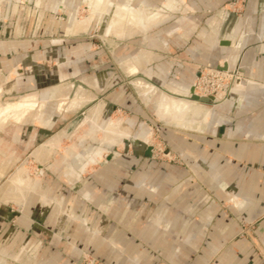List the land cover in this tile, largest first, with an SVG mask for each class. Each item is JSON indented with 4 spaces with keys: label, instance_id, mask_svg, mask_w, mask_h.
<instances>
[{
    "label": "rangeland",
    "instance_id": "374dc122",
    "mask_svg": "<svg viewBox=\"0 0 264 264\" xmlns=\"http://www.w3.org/2000/svg\"><path fill=\"white\" fill-rule=\"evenodd\" d=\"M1 1L7 4L0 8V107L21 98H32L36 101L37 110H32L25 123L10 122L0 129V264H35V258L36 261L45 258L33 248V242L40 239L34 238L32 232H27L22 240L16 239V232L21 231L22 225L40 224L50 228L57 218L66 215L73 225L80 224L84 219L82 201L88 199L86 193L79 199L77 197L81 192V181L94 178L99 169L110 161L134 157L136 149L149 153L148 159L154 163L186 168L178 155L168 151L164 133L168 130L190 131L203 126L207 130L217 107L225 103L232 91H241L247 81L238 65L225 70L222 64L219 67L211 63L195 64L197 70L192 72L193 84L182 87L186 66L181 58L160 51L152 52L146 41L140 36L135 37L141 34L144 25L125 26L120 31L109 26L105 28L106 22L115 18V11L109 15L111 9L101 6L94 15L86 0H58L59 6H51L49 0ZM109 1L115 6L121 4L119 0ZM12 2L24 8H12ZM246 3L247 0L229 1L216 10H207L205 17L227 13L242 18ZM125 4L135 9L128 2ZM166 4L167 1H163L156 8L144 10L145 16L164 13L150 27L160 28L177 16L195 13L184 4L178 6L177 3L173 4V9L167 10ZM107 12L108 17L104 21ZM90 18L91 23L86 26V20ZM129 66L131 73L127 70ZM136 67V73H133ZM158 68L165 73L158 72ZM10 75L12 78L7 79ZM144 81L149 86L141 93L135 83ZM193 85L195 95L214 97V100L209 103L192 100ZM121 87L137 98L136 111L108 99V94L121 90ZM178 88L186 94L181 92L177 95ZM80 89L85 92L86 102L75 109L73 101ZM164 94L173 98L175 103L162 109ZM178 101H186L188 105H184L185 108H197L198 114L182 112L179 114L182 117L179 116ZM39 107L44 109L46 127L35 122ZM163 111H167L164 117ZM219 111L224 113L225 108ZM117 123L119 133L110 137L111 141L104 142L105 131ZM92 127L96 131L91 134ZM56 136L61 137L59 145L50 147L49 141ZM114 140L116 144L112 142ZM93 157L96 158L91 159ZM56 163L59 164V173L69 181V188L55 185L58 176L53 173L52 165ZM18 171L22 178L37 184V189L30 190L20 204L5 202L2 195ZM185 181L200 187L207 205L216 204L219 215L223 214L237 223L232 241H249L264 263V237L257 233L264 216L253 221H238L234 212L241 203L239 197L217 199L188 169ZM147 187L146 182L139 185L141 189ZM67 189L74 197L73 201L67 200ZM111 194H117V191L113 189ZM88 226L90 228L91 225ZM89 228L85 227L87 232ZM94 232L92 226L88 232L90 235L103 236ZM40 242L42 246L46 244V240L41 239ZM65 242L72 243L78 264H108L93 253L82 250L79 241L73 243L65 239ZM10 243H15V246L10 247ZM110 246L109 252L114 256L120 255L127 264H143L141 259L112 247V243ZM18 256L23 262L17 260ZM159 264L168 263L161 261Z\"/></svg>",
    "mask_w": 264,
    "mask_h": 264
},
{
    "label": "crops",
    "instance_id": "0c3cea01",
    "mask_svg": "<svg viewBox=\"0 0 264 264\" xmlns=\"http://www.w3.org/2000/svg\"><path fill=\"white\" fill-rule=\"evenodd\" d=\"M57 1L49 0V3L57 6ZM105 1L101 6L111 9L109 15L115 11V18L106 22L105 28L109 26L120 31L125 26L144 25L141 34L135 37L140 36L146 41L152 52L173 54L184 61L182 87L193 84L195 64L211 63L218 67L222 64L225 70L238 65L247 82L241 91H232L225 103L217 107L207 130L203 126L164 133L168 151L178 155L186 168L154 163L148 159L149 153L136 149L134 157L110 161L94 178L81 181V192L77 197L86 193L88 199L82 201L84 219L80 224L73 225L66 215L57 218L50 228L40 224L20 225L22 228L16 232V239L22 240L27 232H32L34 238L46 240L44 246L40 240L33 242V248L45 257L37 261L35 258V264H78L72 243H66L65 239L73 243L79 241L82 250L108 264H127L120 255L109 252L110 243L125 254L141 259L143 264L161 261L168 264H264L249 241H232L237 223L219 215L216 204L207 205L203 190L185 181L188 169L217 199L239 197L241 203L234 212L238 221H253L264 216V0H247L242 18L227 13L205 17L207 10H216L232 0H119L121 4L116 6ZM163 1H167V10L177 3L195 13L177 16L170 24L152 28L151 24L158 22L164 13L145 16L144 10L156 8ZM127 2L135 9L126 5ZM6 4L0 0V8ZM123 5L140 15L135 23H123ZM10 6L24 8L13 2ZM107 15L108 12L104 14V21ZM127 68L131 73L130 66ZM136 70L137 67L133 73ZM158 72L165 73V70L158 68ZM120 89L108 94V99L136 111L137 98L122 87ZM178 91L184 93L179 88ZM84 96L85 92L78 90L73 101L75 109L86 102ZM7 106H13V116L7 124L25 123L37 107L34 99L21 98L1 106L3 114ZM188 108V113L198 114L197 108ZM223 108L225 112L221 113L219 110ZM35 122L46 127L43 107H39ZM112 136L114 134L105 135L104 142L111 141ZM60 141L61 137L56 136L49 141L50 147L58 146ZM112 142L116 144V140ZM52 170L58 176L55 185L68 187L70 183L59 173V164H53ZM143 182L148 185L146 189L139 188ZM28 185V192L37 189V184L28 181ZM111 189L117 194H111ZM66 192L67 200L73 201L68 189ZM20 202L11 199L8 203ZM92 226L94 233L103 236L90 235ZM85 227L90 231L87 232ZM257 233L264 237V219L260 221ZM9 245L13 247L15 243ZM18 257L16 259L23 262L21 256Z\"/></svg>",
    "mask_w": 264,
    "mask_h": 264
},
{
    "label": "bare ground",
    "instance_id": "6f19581e",
    "mask_svg": "<svg viewBox=\"0 0 264 264\" xmlns=\"http://www.w3.org/2000/svg\"><path fill=\"white\" fill-rule=\"evenodd\" d=\"M105 2H106L105 0H87L88 7L92 10V14L96 13L98 11V9L101 7V5L104 4ZM122 8H123V11H124L123 23L124 22L125 23L126 22H129V23L130 22H133V23H135V21L137 20V17H140V15L137 12L128 10L126 8V6H124V5H123ZM86 21L87 22L85 23V25L87 26V25H89V23H91L90 22L91 21V18L89 20H86ZM138 84L139 83H135V86H136L137 89H139V91L141 93L143 91H145V89H148V86L149 85H147L145 82L144 83H140L139 85ZM176 93H177V95H180L181 94V92H179V91L176 92ZM185 102L178 101V104H179V106L177 108L178 109L177 110L178 115L181 114L182 112L183 113H186L188 111L189 108H187V107L185 108V106H184V105H188V104H185ZM174 103H175V100H173V98H170L166 94H164V95H162V103H161L162 105L160 107L162 109L163 108H167L168 106H170L171 104H174ZM2 112L3 111H0V129L4 128L6 126L8 120L12 118L11 116H13L12 115L13 114V106H9V108L7 106V109H4V112H6V113L3 114ZM165 115H167V111H163L162 116L164 117ZM179 116H181V115H179ZM118 125H119V123L113 124V126H110L105 131L106 137L108 135L111 136L113 134L119 133V131L117 130ZM92 129H91V132L95 130V128H93V127H92ZM100 151H102V150H100ZM95 158L96 157H94V159ZM28 190H29L28 180L22 178L21 172L18 171V173L11 178V180H10V186L4 192L2 200L5 201V202H7V201L9 202V201H11V199L20 201L23 198H25Z\"/></svg>",
    "mask_w": 264,
    "mask_h": 264
},
{
    "label": "water",
    "instance_id": "95a60500",
    "mask_svg": "<svg viewBox=\"0 0 264 264\" xmlns=\"http://www.w3.org/2000/svg\"><path fill=\"white\" fill-rule=\"evenodd\" d=\"M191 94H192V97H191L192 100L200 101L201 103H209V102H212L214 100V97L206 98V97H199V96L195 95V86L194 85L191 87Z\"/></svg>",
    "mask_w": 264,
    "mask_h": 264
},
{
    "label": "built area",
    "instance_id": "2783aa9c",
    "mask_svg": "<svg viewBox=\"0 0 264 264\" xmlns=\"http://www.w3.org/2000/svg\"><path fill=\"white\" fill-rule=\"evenodd\" d=\"M224 74H227L226 72H223ZM196 89H197V86H196ZM207 96L210 95V94H206ZM213 96V95H212Z\"/></svg>",
    "mask_w": 264,
    "mask_h": 264
}]
</instances>
